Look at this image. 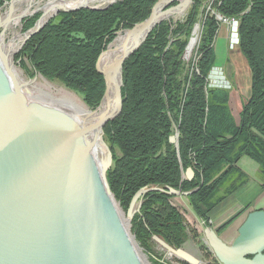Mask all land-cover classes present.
<instances>
[{
    "label": "trees",
    "instance_id": "1",
    "mask_svg": "<svg viewBox=\"0 0 264 264\" xmlns=\"http://www.w3.org/2000/svg\"><path fill=\"white\" fill-rule=\"evenodd\" d=\"M9 1L0 0V9ZM158 1L118 0L104 10L60 12L25 43L15 61L30 78L40 75L62 84L94 111L107 91L98 66L113 69L105 56L101 59L102 54L119 31L145 22ZM192 1L185 20L161 22L124 61L122 110L104 127L114 160L107 179L121 209L127 213L143 188L164 190L146 194L131 222L151 264H170L152 251L153 236L177 249L190 235L201 238L196 228H188L185 211L173 204L176 197L169 194L171 190H197L187 199L206 227L213 226L215 211L246 185L248 177L238 166L242 158L259 165L264 192V0ZM41 15L24 20L25 33ZM217 15L239 19L238 49L251 72L250 95L238 121L229 107L230 92L210 86L222 28ZM196 25H201L202 33L196 57L189 61L188 45ZM177 134L178 145H174L170 138ZM188 168L195 172L192 181L185 179ZM251 205L221 226H213L217 233L227 231ZM185 249L197 255L190 244ZM203 251L211 259L209 264H220L208 246Z\"/></svg>",
    "mask_w": 264,
    "mask_h": 264
},
{
    "label": "water",
    "instance_id": "2",
    "mask_svg": "<svg viewBox=\"0 0 264 264\" xmlns=\"http://www.w3.org/2000/svg\"><path fill=\"white\" fill-rule=\"evenodd\" d=\"M23 1L5 3L4 6L9 5L8 16L4 20L0 17V264H145L129 226L141 211L144 196L164 190L143 188L132 199L127 213L120 209L107 179L114 160L104 127L122 110L124 61L144 44L157 25L181 11L184 14L193 1L159 0L145 22L117 33L101 59L113 51L119 35L124 33L121 54L112 72L98 66L106 79L107 91L92 112L99 111L110 85L116 106L90 120L77 119L70 108L53 105L30 92L29 87L39 75L27 82L18 78L14 51L8 50L3 37L16 4ZM117 1L103 8L86 4L61 6L41 23L43 13L36 26L25 34L22 48L60 12L104 10ZM175 2L178 4L170 7ZM40 11H34L33 16ZM178 137L171 136L170 142L178 145ZM98 145L104 150L101 162L96 155ZM194 178V170L188 168L185 179ZM196 191L171 190L169 194L189 197ZM203 235L220 264H264V210L245 215L232 243H227L213 226L205 227ZM153 240L187 264L202 263L184 246L174 248L158 236H153Z\"/></svg>",
    "mask_w": 264,
    "mask_h": 264
},
{
    "label": "rangeland",
    "instance_id": "3",
    "mask_svg": "<svg viewBox=\"0 0 264 264\" xmlns=\"http://www.w3.org/2000/svg\"><path fill=\"white\" fill-rule=\"evenodd\" d=\"M48 1L49 0H38L37 2L39 3V5H41V7H43ZM8 9H9V5H6L2 9H0V17H2V15L5 14L6 12H8ZM33 9L34 10L30 13L29 16H27V18L32 17L33 16L32 13L37 10L36 8H33ZM190 9H191V7H189L187 9V11L182 15L181 18H179V17L176 18L177 15H173L169 19H173L174 21H183L186 19ZM206 9H207V12L212 11L211 4L210 3L208 4V2L206 5ZM39 13L43 14L42 11H40ZM25 19H26V17L22 21H20V27L15 29L17 32V35H14L15 30L11 29V30H6L5 35L3 37L6 45H8L11 40L14 41V43L16 45V49L14 50V57L22 49L23 42L26 38L25 37L26 33L24 32V20ZM199 26L201 29L200 34H199L200 36L197 37L195 42H193V40L191 38L190 44L188 45V52L191 55V57L189 58V61L192 60V57L193 58L196 57V52L198 50V45H199V41H200V37H201V33H202L201 25H199ZM225 26H227V24L222 22V28H221V31L219 33V37L217 39L216 46H215L216 63H215L214 68L210 74V86L212 88H220V89H224V90L229 91L230 97H231V92L233 91V89L235 90L237 87H239V84L242 87V91L246 90V88L251 83V72H250V68H249V65H248L246 59L243 57L241 52L238 50V45H236L234 48L229 46V49H228V39L226 41V39L224 40V38H223V35L225 33V29H226ZM1 32H2V30L0 31V34H1ZM228 50L229 51L234 50V51L229 52ZM229 53H230V56H228ZM16 71H17L18 75L20 76V78L22 77L21 79H23V81L27 82L30 79H32L18 65H16ZM29 91L32 93L40 95L41 97H43L44 99H46L49 103H51L53 105L61 106L64 108H70L71 109V105L68 101H73V102L80 104V105L84 104L82 101V98L79 95H77L76 93L70 91L69 89L64 87L62 84L51 83L40 75L37 77L36 83L33 86L29 87ZM243 98H245L244 101L247 99L244 96H243ZM90 111H92V110L90 109ZM237 113H238V111L235 112L236 116H237ZM254 163H256V162H254ZM251 178H252L253 182L256 180L259 181L262 179L260 174L251 175ZM257 195H258V193H256L255 191H250V192H244L240 196L242 197V200H244L243 202H246V203L252 202L253 204H256L258 206L256 208H263L264 207V198H261L258 202H256L255 198H257L256 197ZM172 202L174 203V205L178 206L180 209L185 211V216H186L188 228L189 229L196 228L198 230V232L201 234V238H199L198 240H196L193 235H190V239L185 243L184 248H186V246L188 244H190L192 246V248L197 251L196 257L201 260V262H202L201 264H209L211 259L207 258L205 252L203 251V246H208V244H207V242L204 238V235H203V229L204 228L201 225V220H197L196 215L194 216V213L191 209H189V211L187 210L188 201H187L186 197L180 198V199L173 198ZM120 209H121V207H120ZM125 218H126V216H125ZM236 226H237L236 224L233 225L231 230L228 231L226 234H224L225 239L227 241H229V243L233 242V240H234V239H232L233 236L238 235V230H236L237 229ZM129 231H130L131 235L134 236V234L132 232V224L129 226ZM235 232L237 234H235ZM134 238H135V236H134ZM135 241H136V239H135ZM137 244H138V242H137ZM150 246H151L152 251L157 256H159L163 261L169 262L170 264H180L178 262L179 260H177V258L169 255L167 253V251L164 250L154 240H152L150 242ZM138 247H139L142 255L145 257V260L147 261V263L151 264V262L148 259V255L144 251V249L139 244H138Z\"/></svg>",
    "mask_w": 264,
    "mask_h": 264
},
{
    "label": "bare ground",
    "instance_id": "4",
    "mask_svg": "<svg viewBox=\"0 0 264 264\" xmlns=\"http://www.w3.org/2000/svg\"><path fill=\"white\" fill-rule=\"evenodd\" d=\"M37 1L38 0H25L23 2L17 3L16 4V11L12 16V20L6 26V30H11V29L15 30L16 28L20 27V18L22 16L30 14L34 10L33 8L41 9V11L44 13V16L41 20V23H44L56 12L57 8H59L61 6L75 7V6H78L81 4H86L90 7L103 8V7H106V6L110 5L111 3H113L117 0H49L43 7H41V5H39V3ZM158 11H160V10H158ZM182 15H183V13L181 11L177 15L176 18H178V17L181 18ZM7 16H8V13L6 12L5 14L2 15V19L3 20L6 19ZM200 31H201L200 26H197V28L195 29L193 38H192L193 42H195L197 37L200 36L199 35ZM14 35H17L16 30L14 32ZM124 41H125V34L122 33L121 35H119L117 41L115 42L114 46L112 47L113 51H111L107 55H105V57L108 59V61L112 65V68H113V65L115 63V60L121 54V52H119V49L121 48ZM0 43H1V40H0ZM129 45H131V42ZM7 48H8V50L10 49L12 51H14L16 49V45H15L13 40L10 41V43L7 45ZM17 76L19 79L22 78V77L20 78L18 73H17ZM21 80L23 81V79H21ZM68 102L71 105L70 112L75 117H77V119H80V120L89 119L90 120V119H93V118H95L101 114H104V113H107V112L113 110L114 105H115L114 95H113V87H112V85H110L107 97L105 99V102L103 103V105L101 106V108L99 109V111L97 113H93L92 111H90V109L87 108V106L85 104L80 105V104H77L73 101H68ZM96 155H97L98 160L101 162L103 160L104 150L99 145L96 148ZM138 251H139V254L141 255V258L143 259L144 263L148 264L147 261L145 260V257L142 255L140 249H138Z\"/></svg>",
    "mask_w": 264,
    "mask_h": 264
},
{
    "label": "crops",
    "instance_id": "5",
    "mask_svg": "<svg viewBox=\"0 0 264 264\" xmlns=\"http://www.w3.org/2000/svg\"><path fill=\"white\" fill-rule=\"evenodd\" d=\"M225 27H226V29H225V33L223 35V38H224V40L226 39V41L228 39V49H229V46H230V27L229 26H225ZM234 50H230V51H234ZM228 56H230V53H229ZM250 89H251V83L249 84V86L246 88L245 91H242V87L239 84V87H237L235 90L233 89V91L231 92L229 107H230V109H231V111L233 113V116L235 117V119L237 121L239 120V118H238L239 117V111L242 109V104H243L244 99H245V98H243V96L246 97V98H248L249 95H250ZM237 111H238V113H237V116H236L235 112H237ZM238 166L247 175L248 181H247L246 185L239 192H237L234 196H232L230 199H228L226 202H224L215 211V214L213 215V218H212V221H213L212 224H213V226L215 228L221 226L230 217H232L238 211L242 210L246 205H248V204H252V205H251V207L240 218H238L232 224V226L227 231H225L222 234L223 235V239L227 243H229V241H227L225 239V235L224 234H226L228 231H230L231 228L233 227V225L236 224L237 225L236 226V228H237L236 230H238L239 227L242 225L244 219H245V215L248 212H250L252 210H264V207L263 208H256L258 206L256 204H253L252 202H248V203L243 202L244 200H242V197L240 196L244 192L255 191L256 193H258V195L256 196L257 198H255V201L256 202H258L261 198H264V192L261 189L262 179L259 180V181L256 180V181L253 182L252 181V178H251V175H258L259 174V165H257L256 163H254L253 160L251 161L250 158L244 157V158L241 159V161L239 162ZM176 198L177 199H180V198H185V197H176ZM187 201H188V199H187ZM189 209L192 210V208H191V206L189 204V201H188L187 210L189 211ZM194 216H195V214H194ZM197 220H199V218H197ZM235 234H237V233L235 232ZM235 237L236 236H233L232 239H235Z\"/></svg>",
    "mask_w": 264,
    "mask_h": 264
},
{
    "label": "built area",
    "instance_id": "6",
    "mask_svg": "<svg viewBox=\"0 0 264 264\" xmlns=\"http://www.w3.org/2000/svg\"><path fill=\"white\" fill-rule=\"evenodd\" d=\"M217 18L219 21L226 23L227 26L230 27V47L234 48L236 45H239V19H225L220 15H217ZM201 225L203 228L206 227L204 221H201Z\"/></svg>",
    "mask_w": 264,
    "mask_h": 264
}]
</instances>
